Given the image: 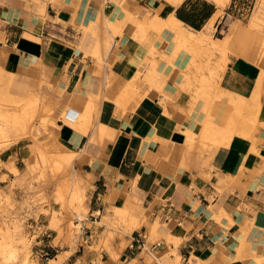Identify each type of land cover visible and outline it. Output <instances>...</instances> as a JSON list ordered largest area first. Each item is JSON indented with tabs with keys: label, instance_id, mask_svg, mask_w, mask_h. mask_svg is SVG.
I'll return each instance as SVG.
<instances>
[{
	"label": "crops",
	"instance_id": "crops-1",
	"mask_svg": "<svg viewBox=\"0 0 264 264\" xmlns=\"http://www.w3.org/2000/svg\"><path fill=\"white\" fill-rule=\"evenodd\" d=\"M232 1L217 15L214 0H0V105L14 109L10 101L36 93L53 97L59 143L81 153L82 176L95 175L90 222L101 219L94 221V211L129 210L121 219L126 234L113 244L119 257L104 252L105 262L264 264L258 261L264 258V59L263 39H256L263 32L254 30L255 51L246 52L234 37L239 22L246 26L251 17L233 21ZM171 17L196 31L212 20L219 33L226 26L220 39L233 37V44L226 62L220 54L213 60L221 62L213 83L189 86L193 53L162 23L149 24ZM132 82L139 100L127 99ZM90 99L99 113L85 133L62 112L78 116L71 103L83 107ZM240 100L255 118L249 139L237 133L222 144L203 139L211 121L216 125L206 137L221 140ZM99 123L106 126L103 144L91 140ZM19 144L7 151L17 161ZM3 175L10 172L0 166L1 183ZM81 257L91 264L97 252L78 255L73 264Z\"/></svg>",
	"mask_w": 264,
	"mask_h": 264
},
{
	"label": "rangeland",
	"instance_id": "rangeland-1",
	"mask_svg": "<svg viewBox=\"0 0 264 264\" xmlns=\"http://www.w3.org/2000/svg\"><path fill=\"white\" fill-rule=\"evenodd\" d=\"M263 15L264 6L260 14L259 27H256L257 30L255 29V31L263 32L261 35L256 33L258 42L264 40ZM231 19L237 21L238 17L233 16ZM224 28L221 29V33H219L220 28L218 31L216 29V37L222 36ZM226 46L228 49L224 44L222 47L214 49L215 51L212 50L210 62L199 64V66H203L202 78L206 81L210 80L213 83L218 78L220 63L227 61L226 53L231 49L228 47L230 46L228 43ZM217 54L222 55L223 58L215 66L213 60ZM197 77L195 72L191 81L189 77L187 78L189 86L195 87L200 84ZM206 81L202 83L204 84ZM136 85L135 82L129 83L126 90L129 95L127 99L131 96V99L139 100L143 96L142 93L134 94ZM43 100L54 103L53 113L43 114ZM10 102L15 106L14 109L12 106L0 105V107L2 106L0 109L6 110V112L0 111V166L10 172V176H2L3 179H6L5 182H0V228L9 233L10 241L17 245L19 251H28L32 257L44 264H47L49 260L40 256V250L43 248L50 251L51 258H55L57 255H59L58 259L60 256L64 257L62 264H73L76 256L82 254L85 256L91 251L97 252V257L92 260L91 264H112L103 261L105 260L103 259L104 252H109L112 258L118 259L120 251L114 248L113 244L116 238H124L126 234L121 232L124 226L121 219L129 216V211L123 214H116L115 209H106L102 213L94 211V221L96 218L101 219L99 222L91 223L89 214L92 194L95 189L94 182L91 184L92 186L89 184L86 187L85 196L82 199L78 186L69 180V167L73 168L75 173L78 171L79 174L84 175L81 164L82 155L80 152L63 146L58 141L56 120L59 115L56 113L58 104L55 99L39 93L34 118H29L27 111L23 109V102ZM250 109V106L245 103V108L240 112L242 117H246L248 114L247 117H253L251 113H246ZM81 115L74 114L73 118L70 116L73 122L63 119L68 124L81 129L83 125ZM214 126L213 123L207 121L201 137L220 144L221 142L217 138L206 137V132H209L208 128ZM100 139L97 142L103 144L105 138L102 142ZM13 143H20L18 147H24L21 159L18 161L15 156L13 157L7 152ZM75 153L79 155L77 154L74 162L70 163L68 159ZM13 167H16L18 171H13ZM137 202L141 204V200L138 198ZM79 206L86 207V214L82 221H86V230L88 231L83 229L81 224V229L72 235L67 228L71 220L77 221L73 211ZM49 240L52 241L51 246L46 245ZM153 241L157 242L159 238ZM128 243L123 240L122 249ZM83 260L84 257L79 258L76 264H82Z\"/></svg>",
	"mask_w": 264,
	"mask_h": 264
},
{
	"label": "bare ground",
	"instance_id": "bare-ground-1",
	"mask_svg": "<svg viewBox=\"0 0 264 264\" xmlns=\"http://www.w3.org/2000/svg\"><path fill=\"white\" fill-rule=\"evenodd\" d=\"M216 2V4L218 5L219 7V12L217 15H220L223 13V10H224V7L226 6L227 3L230 2V0H214ZM264 6V0H258L257 1V4L255 6V9L253 10L252 12V15H251V18L249 20V23L248 25L244 26L242 23L239 22V28H238V31H237V34L235 35L236 38V42H241L243 45H245L244 47V50L246 52H249V53H252L253 51H255V44H254V30L256 29V27H259L258 24L260 23L259 20H260V14H261V10ZM105 10V9H104ZM103 11V10H102ZM63 13V12H62ZM64 14V13H63ZM59 15V14H58ZM171 15V14H170ZM169 16V15H168ZM56 18V17H55ZM160 18V17H159ZM158 18V19H159ZM169 18V17H168ZM57 20V19H56ZM104 20V18H103ZM102 20V21H103ZM107 20V19H106ZM58 21V20H57ZM60 21V20H59ZM151 21V22H150ZM159 20H157L156 18L155 19H152V20H149V24L150 25H154V26H160L161 23L162 25L168 27L167 29H170L172 30L174 33H175V36L176 38L181 42V44L185 45L186 48H188L190 50L191 53H193V59H191V63L187 64L188 66V71H186L187 73V78L189 77V80L191 81L192 77H194V74L196 72V77L199 78V82L200 84H197L198 85V90L199 88L201 89L202 85H203V81L205 80L204 78H202V72H203V66H199V62H197L196 58H200V60H202L204 63H207L209 60H210V57L211 55L213 54L212 53V50L214 49H217V48H220L222 47L224 44H225V48L227 47V43L228 45H232L233 42L231 43V40L230 38H233V37H230L229 40L225 39V40H222L220 39V37H216V28L214 27L213 23L214 21L212 20V22L207 25L203 30L201 31H196V30H192V29H189L188 27L184 26L180 21H178L177 19H175L174 17L168 19V20H163L162 22ZM104 22V21H103ZM106 22V21H105ZM107 25H110V27H113L112 25V22L110 21H107ZM109 27V26H108ZM145 27V25L143 26ZM150 27V26H149ZM163 27V26H161ZM147 28V26H146ZM156 28V27H155ZM145 29V28H144ZM148 29V28H147ZM154 29V28H152ZM157 29V28H156ZM110 30V29H109ZM141 30V29H140ZM257 30V29H256ZM112 33H115V31H113L111 29ZM145 31V30H144ZM141 33V32H140ZM29 35V34H28ZM110 34H108L109 36ZM110 37V36H109ZM111 38V37H110ZM114 38V36H113ZM175 38V39H176ZM112 39V38H111ZM24 40V39H23ZM22 41V40H21ZM27 41V40H26ZM101 41V40H100ZM110 41V40H109ZM230 41V42H229ZM19 42V41H18ZM17 42V43H18ZM25 42V41H24ZM23 42V43H24ZM176 42V41H174ZM179 42V43H180ZM29 43V42H28ZM32 43V42H31ZM30 43V44H31ZM105 43V41H104ZM109 43V42H107ZM235 43V42H234ZM101 44V43H100ZM178 44V43H177ZM27 45V44H26ZM107 45V44H106ZM111 45V44H110ZM165 45V44H164ZM19 46V45H18ZM29 46V45H27ZM102 46V44H101ZM105 46V44H104ZM109 45H107V48H108ZM182 46V45H181ZM98 47V46H97ZM100 47V46H99ZM103 47V46H102ZM173 47L175 48V45H173ZM172 47V48H173ZM180 47V46H179ZM179 47H176V48H179ZM230 47V46H228ZM23 48V47H21ZM104 48V47H103ZM173 48V49H174ZM175 48V49H176ZM184 48V47H183ZM182 48V49H183ZM224 48V49H225ZM171 49V47H170ZM228 49V48H226ZM225 49V50H226ZM99 50V49H98ZM97 50V51H98ZM179 50V49H178ZM211 50V51H210ZM96 51V52H97ZM102 51V50H101ZM172 51V50H171ZM177 51V49H176ZM215 51V50H214ZM213 51V52H214ZM99 52V51H98ZM103 52V51H102ZM189 52V53H190ZM162 53V52H161ZM172 53V52H171ZM173 54V53H172ZM171 54V55H172ZM100 55V54H98ZM165 55V54H164ZM170 55V56H171ZM175 55V54H174ZM173 55V56H174ZM200 55V56H199ZM103 56V54H102ZM167 56V55H166ZM165 57V56H163ZM169 57V56H167ZM172 58V57H171ZM174 58V57H173ZM260 59H264V40L262 41V47H261V54H260ZM189 59V58H188ZM185 61V60H184ZM190 61V60H189ZM182 62V61H181ZM210 62V61H209ZM105 65V64H104ZM181 65V64H180ZM184 65V63H183ZM186 66V65H185ZM186 66V67H187ZM185 67V68H186ZM106 68V67H105ZM182 70V69H181ZM105 72V71H104ZM107 74V72L105 73ZM108 75V74H107ZM107 75H104L107 77ZM109 78V77H108ZM195 79V78H194ZM107 81V80H106ZM104 82V81H103ZM101 83V82H100ZM107 83V82H106ZM188 83V82H187ZM105 84V83H104ZM100 85V84H99ZM189 85V83H188ZM188 85H185V86H188ZM109 86V85H108ZM100 87V86H99ZM105 88H107V86H104ZM102 88V87H101ZM104 90V89H103ZM193 90V89H192ZM105 91V90H104ZM108 91V90H107ZM109 93V92H108ZM47 94V92H46ZM105 94V93H104ZM104 96V95H103ZM107 96V95H106ZM94 97V96H93ZM92 97V98H93ZM38 98H39V95L36 93L32 96H29L28 99L24 100L23 99H18L16 101L13 100L14 102L16 103H20V102H23L24 104H22L23 106V109L27 111V114L29 116V118H34L36 116V109H37V105H38ZM49 98V97H48ZM103 98V97H102ZM194 98V97H193ZM96 99V97L94 98ZM41 100V99H40ZM99 100V99H98ZM12 101V102H13ZM105 101V100H104ZM208 101V100H206ZM206 101H205V104H206ZM41 102V101H40ZM204 102V101H203ZM212 102V101H211ZM43 103H44V108H43V114L45 115H48L50 114L51 112L53 113L54 111V103L52 101H49V102H45V100H43ZM245 102L244 100H240L238 106H237V110H236V113L232 114L230 119L228 120L227 122V127L226 129L224 130V133H223V137L221 138L220 142L221 144L225 141H229L231 136L234 134V133H237V134H241L243 136H248L250 134H252V131L254 129V126H255V118L254 116L252 117H242V113H240L242 111V109L245 108ZM41 104V103H40ZM102 105V104H101ZM43 106V105H42ZM109 106V105H108ZM69 107H72V108H75V109H80L81 110V117L83 118L82 119V126H81V129H82V132H87V130L93 126V120L98 117V113H99V108H98V104L94 102V100H89L88 103L83 106V107H79L78 105H76L75 103H71V106ZM71 108V109H72ZM213 111V110H212ZM73 115H74V112H70V111H64L63 112V115L62 117L69 121V122H73L71 121V117L73 118ZM215 119V118H214ZM98 122V121H97ZM96 122V123H97ZM197 122V121H196ZM211 122V121H210ZM214 122V121H213ZM212 123V122H211ZM96 125V124H95ZM216 125V124H214ZM95 127V126H94ZM93 127V128H94ZM188 128V127H187ZM213 129V127H211V130ZM1 130V129H0ZM93 131V130H92ZM105 131H106V126H104L102 123H99L96 127H95V130L93 132V137H92V141H98L100 138V141L103 140L104 138V134H105ZM213 131V130H212ZM186 133V132H185ZM91 134V133H90ZM189 135V133H188ZM254 135V134H253ZM91 136V135H90ZM236 136V135H235ZM252 136V135H251ZM250 137V136H249ZM189 138V137H187ZM236 139H238L237 137H235ZM234 138V139H235ZM241 138V137H240ZM239 138V139H240ZM192 140V137L190 138ZM229 139V140H228ZM236 139L234 141V143H236ZM237 140L238 142H241V140ZM243 139V138H242ZM249 139V138H248ZM252 139V138H251ZM245 140V139H244ZM237 142V143H238ZM87 143V142H86ZM234 143L232 142V144L234 145ZM228 144V143H227ZM231 144V146H232ZM242 144V143H241ZM252 144V143H251ZM239 145V144H238ZM235 146V145H234ZM84 148V147H83ZM88 148V146L86 147ZM252 148V146H251ZM85 149V148H84ZM253 149V148H252ZM81 151V150H80ZM77 154L78 153H75L73 154V156H71L68 161L70 163H73L74 160L77 158ZM81 154V153H80ZM79 155V154H78ZM261 158L263 156H260ZM71 166V165H70ZM13 171H18V169L16 167H13L12 168ZM73 168L69 167V180L74 184V185H77L78 186V189L80 191V197H82V199L84 198L85 196V189L86 187L90 184L93 183V179L92 177H94L95 175L93 173H88L87 175V178L82 176L81 173L79 174V172L77 171L76 173L72 170ZM137 177V176H136ZM221 179V178H220ZM136 181V180H135ZM135 183V182H134ZM92 186V185H91ZM107 197H109V195L107 194ZM85 206V204H84ZM85 208H82V207H76L74 209V215L76 216L77 218V221L74 220V221H70V223L68 224V232L70 234H76V232H78L80 229H81V224H82V220L83 218L85 217ZM129 210H127L126 208L124 207H121V208H116L115 209V213L116 214H123L124 212H128ZM99 212V211H98ZM128 215H129V212H128ZM127 217L125 218H122L123 220H125ZM103 222V221H102ZM110 224V223H109ZM137 225V224H136ZM119 231V229H118ZM121 232L123 233H126V229L124 228L123 230H121ZM120 232V233H121ZM23 251V250H22ZM19 251V249L17 248V245L12 243L10 241V236H9V233L6 231V230H2L0 228V264H44V263H41L38 261V259H35L34 257H32L31 253H29L28 251ZM21 252H22V255H21ZM59 255H57V257L55 258H48V263L47 264H62V261L64 259V257L60 256V258L58 259ZM262 258V259H261ZM259 263H262L264 261V258L263 257H260V259H258Z\"/></svg>",
	"mask_w": 264,
	"mask_h": 264
},
{
	"label": "built area",
	"instance_id": "built-area-1",
	"mask_svg": "<svg viewBox=\"0 0 264 264\" xmlns=\"http://www.w3.org/2000/svg\"><path fill=\"white\" fill-rule=\"evenodd\" d=\"M257 4V0H233L229 6V15L242 19H249ZM218 31V26L216 27ZM216 31V32H217ZM40 256L48 260L51 254L48 249H41Z\"/></svg>",
	"mask_w": 264,
	"mask_h": 264
}]
</instances>
